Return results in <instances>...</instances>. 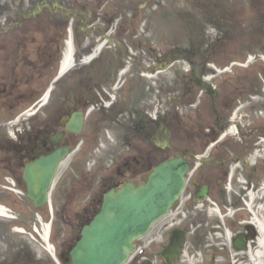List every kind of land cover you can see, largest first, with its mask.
I'll list each match as a JSON object with an SVG mask.
<instances>
[{
	"label": "flooded vegetation",
	"instance_id": "af4514ba",
	"mask_svg": "<svg viewBox=\"0 0 264 264\" xmlns=\"http://www.w3.org/2000/svg\"><path fill=\"white\" fill-rule=\"evenodd\" d=\"M84 1L95 4V11L92 9V13L86 14L85 22L78 24V18L83 15L71 3L63 14V20L49 26V43L42 59L46 63L45 68L52 63L51 80L45 82L39 96L29 98L26 114L3 120V124H8L4 126V132L0 131V192L8 193L18 208L28 204L26 211L21 209L19 212L27 216L39 215L43 222H47L48 239L54 246L59 264H72L71 249L79 241L83 226L100 211L105 192L117 191L127 182L134 186L145 184L153 167L166 159L181 156L188 162L185 189L190 188L191 191L190 206L176 203L174 209L171 207L166 216L168 221L154 230L153 224L145 235L147 238L150 236L146 244L139 246L138 242L135 243L136 254L127 264H181L187 261L195 264L192 262L195 255L191 253L196 249L204 250L202 261L206 259L205 264H217L216 258L220 255L241 251L236 248L234 238L241 239L247 250L250 245L249 226L243 230L241 225H211L206 221L208 211L212 209L209 201L196 202L194 196L202 185L208 187L209 199L224 194L222 186L228 165L226 158L217 154L221 146L236 143L235 139L252 144L264 136L263 93L261 90L247 91L246 81H243L245 91L232 92L235 89L233 84L228 93H220L221 86L227 89L228 82L222 79L215 87L217 72L205 67L195 80V96L192 95L193 87L187 86L189 78L184 77L181 81L184 86L179 84L182 97L165 99L164 108L159 109L160 104H152L150 100L120 103L123 98L117 95L124 88L129 101L134 95L133 88L131 92L127 90L132 85H127L120 76L123 70L130 69L126 65L127 60H121L120 55L124 56L125 52H118L113 45L119 42L121 36L118 32H122L126 25L119 19L115 22L104 20L103 12H99L105 4L99 5L100 0ZM81 7L85 9L87 5ZM68 30L74 49L73 61L70 70L54 85L53 78L59 70ZM14 53L0 50V90L16 88L12 67L7 65L14 64V57H11ZM206 53L209 58L203 61L205 65L212 62L211 52ZM194 79L191 78V86ZM45 91L48 94L41 100ZM103 91L111 92L112 99ZM258 98L262 105L255 108V114L249 118L248 129L235 125L237 138L227 136L230 113L236 104L244 99L256 103ZM169 102L175 107L170 108ZM60 149H67V155L54 162V154ZM50 156L51 159L43 161ZM235 156L236 161L244 159L240 155ZM252 167L257 170V167ZM29 185L36 190L49 186V206L47 203L40 208L34 206L27 195ZM218 211L223 210L218 208ZM190 212L194 214V224L190 222L184 226ZM33 224H36L35 220L30 226ZM172 230L177 232L172 234ZM192 232L196 234L197 242L189 248L184 244L185 236ZM222 232L224 239L219 242ZM211 233L215 236L210 238ZM182 236L184 242L177 249ZM191 238L188 239L190 244ZM213 243H221L222 252ZM143 247L153 252L154 262H141ZM9 262L55 264L43 250L34 252V255L18 250Z\"/></svg>",
	"mask_w": 264,
	"mask_h": 264
},
{
	"label": "rangeland",
	"instance_id": "374dc122",
	"mask_svg": "<svg viewBox=\"0 0 264 264\" xmlns=\"http://www.w3.org/2000/svg\"><path fill=\"white\" fill-rule=\"evenodd\" d=\"M103 1L106 0H100L99 5L103 4ZM70 3H74L78 12L84 15V18L79 17L78 24L85 22L86 14L89 11L92 13L95 6L92 1L84 0H0V50L15 52L11 56L14 57V64L7 65L12 67V79L16 84L14 89L0 91V131H5L4 118L24 113L29 98L39 96L45 82L51 80L52 63L45 68L46 63L42 59L45 46L49 43V26L63 20V14L70 7ZM105 3L106 6L99 12H103L104 20L120 19L126 23L123 31L118 32L123 38L122 41L119 38V42L113 45L114 49L117 47L118 52H125L124 56L120 55L121 60L126 59V65L131 66L125 80L127 85H132L127 87V90L131 92L133 88L134 95L129 101L124 88L120 92L119 98H123L120 103L150 100L152 104L158 102L159 109L164 108L162 104L165 99L182 97L181 89L184 84L181 81L184 77L189 78L187 86L193 87L192 95L195 96V80L198 78V72L208 67L203 61L209 58L206 56L209 51L212 54L211 61L215 62L220 70L223 66L228 67L225 73H220L218 81L214 83L216 87L222 79L228 82L227 89L221 86L220 93H228L233 84L235 89L232 92L245 91L246 81L247 91L261 90L264 96V59L261 58L264 55V0H108ZM81 5L87 7L82 9ZM247 57H251L247 67L237 64L229 69V60L243 63ZM143 68H147V73L152 76L144 77L140 73ZM178 69L181 71L180 78L174 74ZM191 78H195L193 86L190 83ZM173 79L178 80L174 90ZM214 86L212 88H215ZM102 93L106 96V92ZM244 100L236 104L230 113V120L234 116L239 117L240 113H246L250 118L255 114V108L262 105L259 98L256 103ZM169 103L170 108L175 107L172 102ZM245 125V129H248L247 124ZM229 136L237 138V132L234 130ZM234 141L236 143H230L229 146H221L217 153L226 158L228 170L222 186L224 194L221 197L213 196L210 201L215 202L223 211L219 214L208 211L206 221L211 225H241L243 230L245 226H250L247 230L250 233V245L245 251L234 250L220 255L216 258L217 264H249L247 251L251 248V251L254 250L253 245H256L259 237L258 231L247 222L250 213L245 209L244 202L248 204L250 200L246 195L245 186L247 189H253L252 208L259 207L258 216L264 221V136L252 144L241 143L238 139ZM235 155L244 159L236 161ZM252 166L257 167V170H253ZM253 176L258 180L252 178ZM242 180L248 181L247 185ZM190 192V188L185 189L177 204L190 206ZM9 196L8 193L0 192V203L11 215V218H0V264H10L9 259L13 258L18 250L28 251L32 255L42 250L39 237L30 230L35 216L19 212L21 209L26 211L28 204L18 208ZM213 205L209 203L210 208ZM28 213L32 215L31 211ZM166 219L162 218L155 223L153 230L168 221ZM194 220V214L190 212L183 224L187 226ZM238 221H241L240 224ZM14 227L24 231L18 233L13 230ZM176 232L171 231L172 234ZM192 236L195 237L191 238ZM212 236L215 235L211 233L210 238ZM185 237L184 244L189 248L197 242L193 232ZM149 238L150 236L138 240L137 245L146 244ZM189 238L192 239L191 244ZM223 239L224 233L219 242ZM215 245L222 252L221 243ZM142 251L144 258L141 262H154L153 252L149 248L143 247ZM191 254L195 255L192 261L195 264L206 263V259L202 261L205 258L204 250L196 249ZM181 264L192 263L187 261Z\"/></svg>",
	"mask_w": 264,
	"mask_h": 264
},
{
	"label": "water",
	"instance_id": "95a60500",
	"mask_svg": "<svg viewBox=\"0 0 264 264\" xmlns=\"http://www.w3.org/2000/svg\"><path fill=\"white\" fill-rule=\"evenodd\" d=\"M65 153L60 149L61 157ZM187 172L185 159H168L152 169L146 184L133 187L127 183L117 192L105 193L101 210L83 226L81 238L71 251L73 264H123L135 250L133 241L146 234L179 198ZM46 188L35 192L33 186H28V196L35 206L46 201ZM207 193V187L202 186L195 200L203 199Z\"/></svg>",
	"mask_w": 264,
	"mask_h": 264
},
{
	"label": "bare ground",
	"instance_id": "6f19581e",
	"mask_svg": "<svg viewBox=\"0 0 264 264\" xmlns=\"http://www.w3.org/2000/svg\"><path fill=\"white\" fill-rule=\"evenodd\" d=\"M69 45V43H68ZM63 60L60 64V68L62 70V72H66V70L69 69V67L72 64V57H71V49L69 48L68 50L65 51L64 56L62 57ZM262 59H264V56L262 57ZM249 62L251 61V57L248 58ZM224 71H227V69H225ZM147 76V74H145ZM229 132H233V128H231L229 130ZM250 199H253V194L250 193ZM251 208V203L248 205ZM0 217H7L9 218V214H7L6 209L3 206H0ZM251 221H253V223L256 226V230L259 232V237L257 238L256 241V245L253 246V249L255 250L254 253H251V250H248L247 253L249 254V256L253 259L254 256H261L262 254H264V221L261 220L258 216L257 211H254L253 217L251 219ZM44 231L45 228L43 227ZM17 232H23L21 229L19 228H15L14 229ZM255 264H260L258 260H256Z\"/></svg>",
	"mask_w": 264,
	"mask_h": 264
}]
</instances>
